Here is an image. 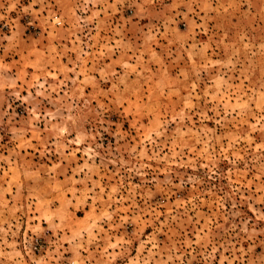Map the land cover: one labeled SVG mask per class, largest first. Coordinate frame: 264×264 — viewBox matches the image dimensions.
I'll list each match as a JSON object with an SVG mask.
<instances>
[{
	"label": "rangeland",
	"instance_id": "obj_1",
	"mask_svg": "<svg viewBox=\"0 0 264 264\" xmlns=\"http://www.w3.org/2000/svg\"><path fill=\"white\" fill-rule=\"evenodd\" d=\"M0 264H264V0H0Z\"/></svg>",
	"mask_w": 264,
	"mask_h": 264
}]
</instances>
